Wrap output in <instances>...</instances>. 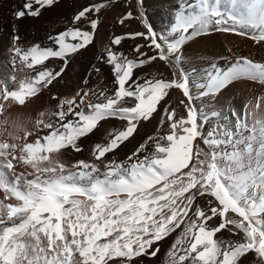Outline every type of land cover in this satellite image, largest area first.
<instances>
[{
    "label": "snow or ice",
    "instance_id": "1",
    "mask_svg": "<svg viewBox=\"0 0 264 264\" xmlns=\"http://www.w3.org/2000/svg\"><path fill=\"white\" fill-rule=\"evenodd\" d=\"M57 2L25 0L14 16L39 17ZM133 2L125 0L127 10L117 22H137L141 30L114 35L96 56L111 67V88L98 84L81 89L79 102L76 97H53L58 99L55 122L36 142L41 147L56 142L60 152H81L78 142L94 134L102 121L116 119L123 126L94 144L91 161L65 165L48 179L26 177L27 186L0 163V264H140L145 257L155 258L159 243L178 229L164 264H241L250 253L252 264H264V116L255 122L259 128H249L231 109L233 131L231 117L203 102L214 101L240 78L264 83V62L244 56L226 68L214 62L204 82H196L182 67L185 46L213 31L250 35L257 44L264 43V0L181 3L165 32L150 23L144 0H135V11ZM119 3L102 0L83 6L72 17V26L48 36L55 48L40 44L24 48L19 35L13 36L12 67L19 61L35 71L50 58L61 59L63 65L59 71L35 72L20 90L9 86L10 75L0 78V113L10 98L23 106L61 77L70 58L93 44L102 12ZM126 40L143 43H135L129 54L114 50ZM157 61L170 70V78H158L156 73L134 78L136 70ZM92 72L100 75L101 69L94 64L89 75ZM172 90L185 98L180 100L185 114L178 115L166 99ZM89 93L96 101L87 103L86 112ZM155 115H159L155 134L117 161L115 153L135 139L142 121L150 122ZM212 120L217 123L205 132ZM242 131L249 135H240ZM257 141L259 147L254 148ZM225 231L238 239L224 238Z\"/></svg>",
    "mask_w": 264,
    "mask_h": 264
},
{
    "label": "bare ground",
    "instance_id": "2",
    "mask_svg": "<svg viewBox=\"0 0 264 264\" xmlns=\"http://www.w3.org/2000/svg\"><path fill=\"white\" fill-rule=\"evenodd\" d=\"M95 2H102V0H58L53 6L43 9L39 17L26 15L18 20L14 13L22 8L25 0H0V78L10 75L13 82L9 86L20 90L33 79V75L39 70L49 68L59 71L63 65V61L59 58H50L44 65L35 66V71L29 68L27 64L19 61L15 67H12L11 49L15 43L13 36L19 35L20 43L24 48L34 44L55 48V45L47 39L48 36L56 35L72 26V17L83 6ZM181 3H192V0H144V11L154 29L158 32H165L174 22L175 12ZM126 10L125 0H120L118 5L102 12V22L97 29L93 44L82 50L81 53L72 56L62 76L58 77L52 85L42 89L35 97H29L23 106H20L15 98H10L3 104L2 113H0V130H4L7 134L21 124L31 128L24 139L16 137L0 143V163L9 166L11 175L19 178L21 186H27L26 177L48 179L53 175H58L59 170L65 165L71 166L79 160L91 161L94 144L103 143L108 131L123 126L124 122L116 119L102 121L101 126L94 134L82 138L78 142L83 149L81 152H75L71 149H64L60 152V145L56 142L46 143L43 147L36 142L38 136L43 137L47 134L48 125L53 121L55 122L53 115L54 111L57 110L58 99L53 97L66 99L76 97L77 102H79L80 97L77 96V93L81 89H92L98 84L101 87L108 86L111 88L113 80L111 67L99 63L96 56L100 55L105 46L110 44L114 35L141 30L142 26L137 22H127L125 25H120L117 22ZM132 10L135 11V0ZM233 11L238 14L241 10L233 9ZM240 30L248 31L250 34L252 31L251 29ZM135 43H143V41L126 40L122 42L121 46H115L114 50L129 54ZM144 51L151 54L148 48H145ZM241 56L248 57L255 62H264V43L257 44L250 38V35L242 36L234 32L213 31L211 34L199 37L185 46L182 67L190 75H193L196 82H204L205 74L214 62L219 67L226 68ZM94 64L101 69L100 75L95 72L89 75ZM144 73H156L158 78L160 76L171 77L170 70L160 61L153 62L142 70H136L134 78L142 76ZM85 79L88 80L87 85L84 84ZM101 80H103L102 84ZM166 99L173 107H176L178 115L185 114L183 106L180 105V100L185 98L179 90L170 91L169 97ZM258 99L260 102L259 109L256 108ZM90 101H96V97L91 93L85 97L84 110L86 112L88 110L87 103ZM203 102L210 104L212 109L220 110L224 116L231 117L230 110L234 109L236 113L241 115L249 128L254 125L259 128L255 122L264 116V83L240 78L223 89L214 101L211 98H206ZM196 103L199 105L200 102L197 101ZM42 113H44L43 119H40L39 114ZM158 122L159 115H155L150 122L142 121L135 139L131 143L126 142V146L122 145L121 149L115 153L117 161L125 159L139 143H142L148 136L154 135ZM224 122L221 119L220 123ZM235 122V117H231L229 127H232L233 131H235ZM215 123L217 121L212 120L205 125V132ZM41 128L45 130L41 131ZM240 135L247 137L249 133L242 131ZM201 146L203 147L202 144ZM253 146L258 148V141L254 142ZM108 158H111V154ZM2 196L3 193L0 192V198ZM11 203H16V201H11ZM200 203L201 206H204L205 202L201 200ZM179 231L178 229L176 233L159 243L161 250L155 258L145 257L140 260V264H164L166 253ZM217 235L220 236L221 234ZM222 235L226 239H238L226 231ZM253 260L254 256L250 253L242 260L241 264H252Z\"/></svg>",
    "mask_w": 264,
    "mask_h": 264
},
{
    "label": "clouds",
    "instance_id": "3",
    "mask_svg": "<svg viewBox=\"0 0 264 264\" xmlns=\"http://www.w3.org/2000/svg\"><path fill=\"white\" fill-rule=\"evenodd\" d=\"M43 115L39 114V118L43 119ZM31 131V128H29L27 125H18L14 128L13 131H9L7 132V134L5 133L4 130H0V143H4L7 142L8 140L12 139V138H20V139H24L26 138L27 134ZM15 150V149H13ZM50 164L52 163L51 161L49 162Z\"/></svg>",
    "mask_w": 264,
    "mask_h": 264
},
{
    "label": "rangeland",
    "instance_id": "4",
    "mask_svg": "<svg viewBox=\"0 0 264 264\" xmlns=\"http://www.w3.org/2000/svg\"><path fill=\"white\" fill-rule=\"evenodd\" d=\"M12 169V168H11Z\"/></svg>",
    "mask_w": 264,
    "mask_h": 264
}]
</instances>
